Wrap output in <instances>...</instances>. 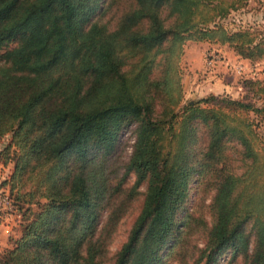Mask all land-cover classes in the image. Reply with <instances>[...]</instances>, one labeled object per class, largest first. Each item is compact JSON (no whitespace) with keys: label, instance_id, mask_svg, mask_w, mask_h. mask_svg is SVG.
<instances>
[{"label":"trees","instance_id":"obj_1","mask_svg":"<svg viewBox=\"0 0 264 264\" xmlns=\"http://www.w3.org/2000/svg\"><path fill=\"white\" fill-rule=\"evenodd\" d=\"M236 1L0 0V140L12 136L0 160L14 163L0 185L24 217L0 264H106L144 182L110 264H213L228 248L264 264V142L248 116L264 117V81L246 78L241 98L182 104L187 40L264 58V33L224 23ZM134 123L123 164L115 153ZM195 184L212 192L211 225L184 213Z\"/></svg>","mask_w":264,"mask_h":264},{"label":"rangeland","instance_id":"obj_2","mask_svg":"<svg viewBox=\"0 0 264 264\" xmlns=\"http://www.w3.org/2000/svg\"><path fill=\"white\" fill-rule=\"evenodd\" d=\"M110 16H112L111 10L105 16H103L101 20H107ZM224 23L230 29L236 27L239 28V25L244 27L252 25L251 27H254L258 33H264V0H251V2H249V0H237L236 8L234 10H231L230 13L226 16V18L224 19ZM207 42L210 41L187 40L184 45V52L181 58V66L183 72L182 81L184 89V98L182 104H185L190 99H199L201 97L210 95L211 93H215L218 96H231L235 98H241L247 93L244 86V81L246 78L254 77V79H262L264 81V62H261L264 58L254 62L248 59V62L246 63L242 61V57H240L239 55V58H237L233 55V53L229 52V50H218L216 46H209ZM16 44L17 42H12L9 44V47H14ZM3 51L4 50H2L1 52ZM210 51L217 52L220 56V60L216 63L215 66L208 68L206 64V57ZM201 60L202 65L196 70V76H193L194 78L192 77L191 79V76H189V74L194 73L190 69V66L192 64L191 62L193 61L195 65H198L199 63H201ZM232 63H234V65L236 63H242L243 65H245V69L243 68V70L240 72L236 71V69L232 66ZM187 77H189V80L187 81L185 86L184 80ZM227 83H229V86H227ZM213 85H217V89L212 88ZM244 115L247 117L245 113ZM248 116L253 121V127L262 137V140L264 142V117L258 113H255L254 111H250L248 113ZM136 126L137 123H134L127 127L123 131L120 138L118 149L115 155L117 156L119 161L123 162V164L126 163L131 156L133 144L136 138ZM11 137V134H8L2 140H0V153L4 145L11 140ZM13 166V162H9L8 164H6L5 167L6 171L8 170V174L4 179L10 176ZM123 170L124 168L122 167L121 171L123 172ZM135 179L136 174L134 172H131L127 176L125 185H132ZM146 189L147 183L144 182L140 186V192L132 201L129 209L127 210L126 214L119 222L117 229L113 233L111 241L108 244L106 264H110L112 263V261H114L116 252L127 240L131 228L142 209L146 195ZM9 190V185H0V201L5 198V195H7L5 193H9ZM10 198V203H4V210L0 211V220H2V222L4 221L5 223L10 224L11 227H14V230L16 232L15 234L19 235L22 223L24 222V217L22 216V211H19L14 207L11 196ZM211 198L212 192L206 193L202 190L200 185L195 184L190 193L189 202L187 203L186 207L187 209L184 213L195 212V214L197 215L202 214L211 225L213 221V216L210 209ZM33 209L35 211H39L41 210V207L38 204H35L33 205ZM14 238L16 237L13 236V240ZM203 238L204 236L200 232L193 235V239L195 241H198L199 246H202L204 244ZM169 252L170 249L167 250V253ZM169 260L170 264H184V262H181L179 259L174 260L172 258H169ZM243 262L244 256L242 254L233 256L232 249L228 248L224 249L217 255L216 260L213 264H243Z\"/></svg>","mask_w":264,"mask_h":264},{"label":"crops","instance_id":"obj_3","mask_svg":"<svg viewBox=\"0 0 264 264\" xmlns=\"http://www.w3.org/2000/svg\"><path fill=\"white\" fill-rule=\"evenodd\" d=\"M249 2H251V0H249ZM209 44V46H216V48H218V50H229V52L233 53V55L237 58L238 55L235 53L234 49L228 45V44H220V43H214V42H207ZM243 62H248V58H241ZM261 62H264V59L261 61ZM191 66H190V69L194 72V73H191L189 74V76H191V79L192 77L196 76L195 72L198 68H200V66L202 65V60H201V63H199L198 65H195L193 63V61L191 62ZM193 77V78H194ZM189 80V77H187L185 80H184V85L186 86V83L187 81ZM227 86H229V83H227ZM212 88H216L217 89V85H213ZM6 165L0 160V182L5 178L7 177V174H8V170L6 171ZM4 167V169H3ZM10 170V169H9ZM8 216V215H7ZM8 218V217H7ZM15 230H14V227H11L10 224L8 223H5L4 221L2 222V220H0V251H3L5 248L7 247H10L11 244H12V237L13 236H17L15 234Z\"/></svg>","mask_w":264,"mask_h":264},{"label":"built area","instance_id":"obj_4","mask_svg":"<svg viewBox=\"0 0 264 264\" xmlns=\"http://www.w3.org/2000/svg\"><path fill=\"white\" fill-rule=\"evenodd\" d=\"M214 52L215 51H210L207 54L206 64H207L208 68L215 66L216 63L220 60V56L218 55V53L217 52L214 53ZM232 66L236 69V71H239V72L242 71L243 68L245 69V65H243L242 63H236L235 65H234V63H232ZM5 194H7V195H5V198L0 201V211L4 210L3 209L4 203H6V204L10 203V199H11L10 194L9 193H5ZM1 204H2V206H1Z\"/></svg>","mask_w":264,"mask_h":264}]
</instances>
